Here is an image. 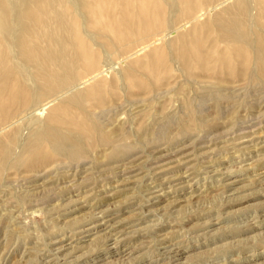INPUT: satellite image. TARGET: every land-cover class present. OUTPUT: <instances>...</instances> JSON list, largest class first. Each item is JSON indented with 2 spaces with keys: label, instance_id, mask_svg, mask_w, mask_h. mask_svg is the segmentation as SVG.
I'll return each instance as SVG.
<instances>
[{
  "label": "rangeland",
  "instance_id": "374dc122",
  "mask_svg": "<svg viewBox=\"0 0 264 264\" xmlns=\"http://www.w3.org/2000/svg\"><path fill=\"white\" fill-rule=\"evenodd\" d=\"M216 1L0 0V125L105 68L0 131V264H264V0Z\"/></svg>",
  "mask_w": 264,
  "mask_h": 264
},
{
  "label": "bare ground",
  "instance_id": "6f19581e",
  "mask_svg": "<svg viewBox=\"0 0 264 264\" xmlns=\"http://www.w3.org/2000/svg\"><path fill=\"white\" fill-rule=\"evenodd\" d=\"M227 1H229V0H220V1H216L217 3H215V4H213V5H211L210 6V8H217L218 6H220V5H222V4H224L225 2H227ZM231 8H232V6H231ZM5 9V8H4ZM207 9H209V6H208V8ZM218 9V8H217ZM225 9V8H224ZM3 13L5 14L6 13V11H3ZM200 16V15H199ZM198 16V17H199ZM197 17V18H198ZM188 22V20H186L185 22H181L182 24H180V25H178L176 28H172V29H169L168 28V30L167 31H165V33L163 34V37L164 38H168L169 36H171L172 35V33H173V31H174V29H180V28H182L183 26H185L186 25V23ZM11 24V23H10ZM10 24H8V25H10ZM181 30V29H180ZM164 32V31H163ZM146 48V46H143V47H141V48H138V50H136V52H135V55L137 54H139V53H142L141 51H143V49H145ZM125 59H127V56H126V58H124V60ZM111 66V65H110ZM110 66H108V67H110ZM103 68V67H102ZM107 68V67H106ZM105 69V68H104ZM104 69H96L95 71H93L92 73H90V75H88L85 79L83 78L82 80H80V81H75L74 83H72V84H70V85H68V86H65V87H63L62 89H60V91H57V92H55V93H53V94H51V96H48L47 98H46V100L44 99L40 104H39V102H37V103H35V104H32L31 106H29L28 108H22L20 111H18V117L15 119V120H12L13 119V117L11 118V119H9V120H7V122H5V123H3L2 125H0V131H5V129H6V127H10L11 128V125H15V123L16 122H19V121H22V120H25V119H27L29 116H31V115H34V114H40V113H42L43 111H44V109L46 108V107H49V106H51V105H53L57 100H59L60 98H62V97H64L65 95H67L68 93H70V92H75V91H78V88H80V87H82L84 84H87V83H89V82H91L92 80H94V79H96V78H98L101 74H103V72L105 71ZM120 80H121V78H120ZM92 83V82H91ZM85 86V85H84ZM97 88V87H96ZM58 90V89H57ZM97 90V89H96ZM84 91H78V95H80V94H82ZM87 93V92H86ZM85 95V94H84ZM73 98V97H72ZM107 106V105H106ZM99 108V107H98ZM101 110H103V109H101ZM110 110V109H109ZM100 111V110H99ZM98 111V112H99ZM97 112V113H98ZM101 112V111H100ZM137 112V111H136ZM254 112V111H253ZM102 113V112H101ZM102 116H103V114H102ZM251 117V116H250ZM254 119V118H253ZM252 119V120H253ZM257 120V119H256ZM259 120V119H258ZM262 120V119H261ZM23 122V121H22ZM240 122V121H239ZM250 122V121H249ZM19 125V124H18ZM239 125V124H238ZM245 125V124H244ZM250 125V124H249ZM245 127V126H244ZM253 127V126H252ZM255 127V126H254ZM262 128V127H261ZM248 129V128H247ZM242 130H244V129H242ZM230 131V130H229ZM239 131V130H238ZM255 131H257V130H255ZM263 131V130H262ZM234 132V131H233ZM252 132H253V130H252ZM252 132H250V133H252ZM259 132V131H258ZM260 132H261V130H260ZM242 133V132H241ZM216 134V133H215ZM254 134H256V133H254ZM258 134V133H257ZM48 135L51 137V138H53V140H56V141H60V140H62V142H64L66 145H72V146H74V145H76L77 144V140H75L74 138H72V137H68L67 138V136H65V135H61V134H58V133H55L53 130L51 131V132H48ZM262 135V134H261ZM236 136V135H235ZM232 137V136H231ZM237 137V136H236ZM220 138V137H219ZM240 138V137H239ZM244 138V137H243ZM246 139H247V137H246ZM210 140V139H209ZM222 140V139H221ZM234 140V139H233ZM239 140V139H238ZM237 141V140H236ZM241 141V140H240ZM228 142V141H227ZM230 142V141H229ZM234 142V141H233ZM255 142V141H254ZM231 143V142H230ZM238 143V142H237ZM236 143V144H237ZM243 143V142H242ZM246 143V142H245ZM168 144V143H167ZM166 144V145H167ZM206 144V143H205ZM240 144V143H239ZM238 144V145H239ZM133 145V144H132ZM165 145V144H164ZM164 145H162V146H164ZM165 145V146H166ZM170 145V144H169ZM223 146V145H222ZM236 146V145H235ZM243 146V145H242ZM252 146V145H251ZM75 147V146H74ZM231 147H234V146H232L231 145ZM237 147V146H236ZM240 147H241V144H240ZM240 147H238V148H240ZM255 147V146H254ZM182 148V147H181ZM224 148V147H223ZM253 148V147H252ZM243 149V148H242ZM160 150V149H159ZM162 150V149H161ZM172 150V149H171ZM177 150V149H176ZM175 150V151H176ZM165 153L167 152V150L166 151H164ZM164 152H161V153H163L164 155H158L159 157H164L165 159L166 158H169L170 159V157H171V151H169V153H164ZM181 152V151H180ZM159 153V152H158ZM157 153V154H158ZM182 153V152H181ZM156 154V153H155ZM174 155V154H173ZM172 155V156H173ZM150 157V156H149ZM181 157V156H180ZM185 157V156H184ZM156 158V157H155ZM175 159V158H174ZM177 159V158H176ZM167 160V159H166ZM64 161H65V159H64ZM68 161V160H67ZM97 161V160H96ZM174 162H176V161H174ZM180 162H182L183 163V161H180ZM206 162H207V160H206ZM61 163V162H60ZM59 163V164H60ZM79 163V162H78ZM119 163H121V161H119ZM124 163V161L122 162V164ZM131 163V162H130ZM129 162H128V165H131ZM59 164H57L59 167L58 168H60V165ZM65 165H67V163H64ZM64 164H62V165H64ZM73 164H74V162H73ZM76 164V163H75ZM155 164V163H154ZM68 165H69V163H68ZM81 165V164H80ZM86 164H84V166H85ZM106 165V164H105ZM105 165H103L104 167L102 168L104 171H108V170H110L111 168H112V166H105ZM112 165V164H111ZM126 164H124V166H125ZM176 165V164H175ZM180 165V164H179ZM75 166V165H74ZM95 166V165H94ZM114 166V165H113ZM117 166V165H116ZM177 166V165H176ZM57 167V166H56ZM66 167V166H65ZM90 167V166H89ZM92 167V166H91ZM118 167V166H117ZM120 167V166H119ZM131 167V166H130ZM64 167H62V169H63ZM74 168V167H73ZM75 168H76V166H75ZM74 168V169H75ZM78 168V167H77ZM81 168V167H80ZM83 168V167H82ZM121 168H123L122 166H121ZM128 168V167H127ZM167 168V167H166ZM73 169V170H74ZM92 169V168H91ZM101 169V168H100ZM168 169V168H167ZM166 169V170H167ZM213 169V168H212ZM72 170V171H73ZM83 170V169H82ZM87 170V169H86ZM90 170V169H89ZM88 170V171H89ZM131 170V169H130ZM199 170V169H198ZM60 171V170H59ZM104 171H101V173L102 172H104ZM116 170H114V172H115ZM123 171H125V169L123 170ZM187 171V170H186ZM64 172V171H63ZM67 172L68 171H66L65 173H66V175H67ZM77 172V171H76ZM83 172V171H82ZM110 172V171H109ZM121 172V171H120ZM62 173V172H61ZM127 173V172H126ZM125 173V174H126ZM171 173V172H170ZM169 173V174H170ZM74 174V173H73ZM87 174V173H86ZM85 174V175H86ZM104 174V173H103ZM116 174V173H115ZM114 174V175H115ZM118 174V173H117ZM201 174V173H200ZM81 175H83V174H81ZM99 175V174H98ZM105 175V174H104ZM108 175H110V174H108L107 173V176ZM172 175V174H171ZM175 175V174H174ZM184 175V174H183ZM190 175V174H189ZM209 175V174H208ZM78 176H80V175H78ZM103 176V175H102ZM124 176V175H123ZM180 176V175H179ZM64 177V176H63ZM75 177V176H74ZM85 177H88V176H85ZM158 177V176H157ZM170 177V176H169ZM99 178H100V176H99ZM159 178V177H158ZM172 178V177H171ZM183 178V177H182ZM192 178V177H191ZM190 178V179H191ZM27 179V178H26ZM61 179H62V177H61ZM79 179V178H78ZM128 179H130V178H128ZM63 180V179H62ZM66 180V179H65ZM64 180V181H65ZM68 180V179H67ZM69 180H71V179H69ZM82 180H83V178H82ZM114 179H112V181H113ZM180 180V179H179ZM178 180V181H179ZM236 180V179H235ZM72 181V180H71ZM79 181V180H78ZM107 181V180H106ZM184 181V180H183ZM222 181V180H221ZM233 181V180H232ZM26 182H28V180H26ZM75 182V181H74ZM77 182V181H76ZM175 182V181H174ZM229 182V181H228ZM85 183V182H84ZM110 183V182H109ZM148 183V182H147ZM190 183V182H189ZM64 184V183H63ZM65 184H67V183H65ZM69 184H70V182H69ZM68 184V185H69ZM79 184V183H78ZM67 185V186H68ZM74 185V184H73ZM84 185V184H83ZM106 185V184H105ZM169 185V184H168ZM175 186H178L180 189H184L186 186H188V183L187 184H185V183H183V182H177L176 184H174ZM66 186V187H67ZM70 186H71V184H70ZM81 186V185H80ZM89 186V185H88ZM104 186V185H103ZM184 186V187H183ZM30 187V186H29ZM63 187V186H62ZM72 187V186H71ZM34 188V187H33ZM65 188V187H64ZM83 188V187H82ZM90 188H92V187H90ZM118 188H120L119 186H118ZM36 189V188H35ZM35 189H33V190H35ZM81 189V188H80ZM87 189V188H86ZM151 189V188H150ZM158 189V188H157ZM174 189V188H173ZM31 190V189H30ZM68 190V189H67ZM95 190V189H94ZM168 190V189H167ZM119 191V190H118ZM164 191V190H163ZM70 192H71V190H70ZM81 192V191H80ZM89 192H91V191H89ZM154 194H155V196L157 197V196H159V194H157L156 192H157V190H154V191H152ZM160 192V191H159ZM24 193V192H23ZM84 193V192H83ZM111 193V192H110ZM161 193V192H160ZM27 194V193H26ZM32 194V193H31ZM37 194V193H36ZM82 194V193H81ZM152 194V193H151ZM153 194V195H154ZM188 194V193H187ZM191 194V193H190ZM189 194V195H190ZM80 196V195H79ZM79 196H77L78 198H80ZM90 196V195H89ZM182 196H183V194H182ZM185 196V195H184ZM76 197V198H77ZM87 197V196H86ZM181 197V196H180ZM82 198V197H81ZM158 198V197H157ZM85 199V198H84ZM130 199V198H129ZM182 199H183V197H182ZM147 200V199H146ZM179 201V200H178ZM81 202V201H80ZM82 203V202H81ZM85 203V202H84ZM91 203V202H90ZM85 206V205H84ZM79 207V206H78ZM35 211V210H34ZM101 211V210H100ZM147 211V210H146ZM12 213V212H11ZM96 213V212H95ZM98 213H100V212H98ZM154 213V212H153ZM8 214V213H7ZM10 215V214H9ZM96 215V214H95ZM105 215V214H104ZM16 216V215H15ZM104 218H102V219H100V220H97L96 222H92V224H88V225H84V226H81V227H79L80 229L77 231V232H79L80 234V236H79V239H80V241H87V240H90V236H92L94 233H96L98 230H100V229H103V228H105L106 226H111L112 224L110 223V221L113 219V217H105V216H103ZM10 218V217H9ZM99 218V217H98ZM112 222V221H111ZM15 223V222H14ZM115 224V223H114ZM74 225V224H73ZM75 227V226H74ZM111 227H113V226H111ZM112 229V228H111ZM75 230V229H74ZM105 230V229H104ZM107 230V229H106ZM116 230V229H115ZM114 231V230H113ZM99 232V231H98ZM109 232V231H108ZM106 233V232H105ZM33 234V233H32ZM108 234V233H107ZM117 234V233H116ZM123 234V233H122ZM115 235V234H114ZM118 237V236H117ZM115 238V237H114ZM56 239V238H55ZM117 239H119V237L117 238ZM104 240V239H103ZM107 240V239H106ZM57 241H59V240H56V241H54V243H56ZM102 241V240H101ZM110 241V240H109ZM71 242V241H70ZM88 242V241H87ZM117 242V241H116ZM76 243V242H75ZM105 243V242H104ZM107 243V242H106ZM61 244V243H60ZM68 244V243H67ZM74 244V243H73ZM83 244V243H82ZM103 245V244H102ZM99 246V245H98ZM110 246V245H109ZM68 246H66V248H67ZM70 247V246H69ZM72 247V246H71ZM78 247V246H77ZM64 248H65V245L62 243L61 245H57L56 247H54V248H52L51 247V249H54V250H57V251H62V250H64ZM65 248V249H66ZM33 249V248H32ZM42 249V248H41ZM62 249V250H61ZM36 250V249H35ZM177 250V249H176ZM66 251V250H65ZM177 252V251H176ZM65 255V254H64ZM181 255V254H180ZM64 257V256H63ZM176 257V256H175ZM177 257H179V256H177ZM50 259V258H49ZM44 262V261H43ZM45 262H46V260H45ZM51 262V261H50Z\"/></svg>",
  "mask_w": 264,
  "mask_h": 264
}]
</instances>
